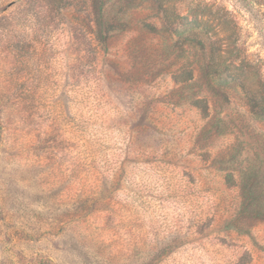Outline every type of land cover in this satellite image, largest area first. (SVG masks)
I'll return each mask as SVG.
<instances>
[{
	"label": "rangeland",
	"instance_id": "1",
	"mask_svg": "<svg viewBox=\"0 0 264 264\" xmlns=\"http://www.w3.org/2000/svg\"><path fill=\"white\" fill-rule=\"evenodd\" d=\"M106 2L0 0V264H264V6Z\"/></svg>",
	"mask_w": 264,
	"mask_h": 264
},
{
	"label": "trees",
	"instance_id": "2",
	"mask_svg": "<svg viewBox=\"0 0 264 264\" xmlns=\"http://www.w3.org/2000/svg\"><path fill=\"white\" fill-rule=\"evenodd\" d=\"M259 1L258 3L261 5V6H264V0H257ZM158 3H161V0H157ZM256 3V1H255ZM107 6V2L106 0H88V9L90 11V14L94 17V23L96 25V27H98V32H97V35H102V32L101 30H99V28L102 29V26H103V15H104V11H105V7ZM215 8V5H208V4H205L204 2L203 3H196L194 5V10H189V14L192 16V18L194 19V26L196 28H200L201 26H204V27H207V25L205 23H203L202 21H199L200 18H203L205 16H210V17H214L215 14L213 13V9ZM194 11V12H193ZM218 12V10L216 11ZM263 17H264V13H263ZM165 18V21H166V24L169 26V28H173L177 25H182V21H186L188 20L186 17L184 16H181V15H178L176 13H173L171 16L167 15V16H164ZM173 18V21L171 20ZM220 19V18H219ZM177 21V22H176ZM222 23L224 22V26L227 27V31H230V25H232V23H234L233 21H230V20H226V19H222L221 20ZM106 32H111L110 28H107L106 29ZM105 32V33H106ZM198 36H196L197 38ZM101 39V38H100ZM104 39V38H102ZM206 40L208 42V45H210V51L212 50V47H211V43L209 38L206 37ZM101 41V40H100ZM227 42H232L233 46H230V49L228 50L230 54H234V53H238V52H241L240 51V48H237V45L235 44V39L233 38V36H231L230 38H227L226 40ZM192 42V41H191ZM194 42V43H193ZM189 45V52L190 54L194 52V50H197L198 51L200 50V48L202 47V50H205V43L202 39H197V41H194ZM206 42V43H207ZM193 44V45H192ZM220 55V52L222 51L221 48L217 47L216 49ZM234 60L235 59H239V56L238 55H235L234 56ZM212 59H210L209 63H208V70L209 68L212 69ZM199 66V64H198ZM211 72V70H210ZM254 79H258V85H257V88H255L254 91L252 92H248V94H250V97H249V107H250V110H251V113L256 117V118H264V83H263V80H262V74H256L255 77H253ZM256 93L258 94L255 95ZM201 101L202 100H195L194 101V105L196 107H199L200 104H201ZM205 112V110H202ZM246 175V176H244ZM243 177L244 178H247L249 177L247 172L245 173V171L243 172ZM243 195H244V203H243V208L241 210V213L238 217V219H236V222L240 220V217H247V216H250V217H256V218H260V217H263L262 214V210H259V211H255L252 204H253V201L255 200L256 198V194H255V191H254V188L253 187H246V186H243ZM239 228H241V225L240 224H237Z\"/></svg>",
	"mask_w": 264,
	"mask_h": 264
}]
</instances>
